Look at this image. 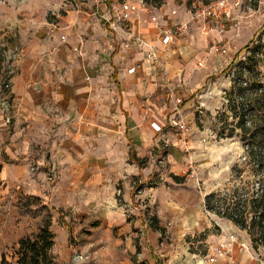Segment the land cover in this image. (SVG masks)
Returning a JSON list of instances; mask_svg holds the SVG:
<instances>
[{"label":"crops","instance_id":"obj_1","mask_svg":"<svg viewBox=\"0 0 264 264\" xmlns=\"http://www.w3.org/2000/svg\"><path fill=\"white\" fill-rule=\"evenodd\" d=\"M151 10L130 22V28L155 46L165 60L166 77L144 58L149 47H139L128 35L109 28L94 13L91 0H0V180L27 173V182L32 184L29 190L45 188L41 175L31 180L29 163L37 155V161L44 163L40 152L46 149L55 154L59 145L71 148L73 153L67 157L72 169L61 175L65 179L55 186L57 194L74 191L78 179L85 178L94 187L102 184L111 189L112 185L105 182L111 171L105 165L103 169L95 165V149L99 146L104 160L114 158L117 178L127 179L126 205L133 212L138 208H132L131 180L144 171L143 166L130 160V148L143 157L140 149L151 144L153 134L162 130L164 123L145 119L152 109L149 99L159 87L167 88L171 95L176 77L186 81L189 65L184 59L190 56L186 31L163 43L158 38V24L152 20L157 13ZM49 12L55 19L48 18ZM181 55L185 58L180 59ZM136 63L139 67L130 72ZM6 76L11 81L8 95L2 85ZM5 96L13 104L8 112L1 104ZM68 178H72V185ZM62 202L66 206V201ZM172 215L169 212L160 217V224ZM193 222L198 223L197 219ZM143 223L138 217L121 225L117 233L108 230L90 235L85 244H73L67 231L60 238L55 236L56 264H73L76 248L98 254L95 261L81 264H196L194 257L187 263L183 257H174L164 245L153 252L142 238L137 249L133 244L137 234L132 229ZM228 229L237 227L230 223ZM144 238L147 242L148 237ZM233 248L238 263L250 260L242 249Z\"/></svg>","mask_w":264,"mask_h":264},{"label":"rangeland","instance_id":"obj_2","mask_svg":"<svg viewBox=\"0 0 264 264\" xmlns=\"http://www.w3.org/2000/svg\"><path fill=\"white\" fill-rule=\"evenodd\" d=\"M145 1L157 13L159 20L169 17L173 23L188 22L185 37L189 40L190 56H180L189 65L184 74L186 81L176 77L174 82L173 91L176 97L182 98L181 104H175L167 88L159 87L149 99L152 109L146 113L145 119H156L164 126L162 130H154L156 133L149 137L151 144L140 149L141 158L147 159L142 168L144 174L133 176L131 180L132 208H138L133 212L126 205L124 188H129L125 183L127 179L117 178L114 158L104 160L102 147L95 149V165L97 169H103L105 165L111 171L112 176L105 179L106 184L112 185L111 189L102 184L94 187L85 178L78 179L75 190L64 195L57 194L55 186L58 187L59 182L65 179L61 178L62 174L70 173L72 163L67 157L73 151L59 145L55 154L44 149L40 152L44 163L37 161V155L29 166L31 180L41 175L45 188L29 190L32 184L27 182V173L0 180V264L4 257L15 263L20 238L35 235L44 224H49L59 238L67 231L72 235L73 244H85L90 235L103 234L108 230L117 233L121 225L134 222L138 217L144 223L132 229L137 234L133 241L137 249L142 238L143 244H149L153 252L164 245L174 257H183L187 263L193 257L197 260L205 258L217 242L225 239L229 232H234L238 237L234 246L250 258L247 261L239 259L238 264H264V248L255 250L235 224L237 230L228 229L232 222L209 212L204 199L207 193L223 188L229 180L235 182L232 168L236 163L241 164L245 181L254 178L249 167L243 164L245 150L240 138L236 135L219 136L218 117L224 110L230 113L226 93L233 83L234 69L229 65L240 53L237 61L245 60L259 43L264 47V0H240L241 5L235 10L233 19L221 22L206 19V31L202 29L203 19L197 17V12L203 5L216 0ZM55 17L48 13L49 19ZM216 42L219 46L227 45L228 52L209 53V46ZM198 61L203 62L202 67H198ZM149 95L146 94L145 99ZM181 118L191 127L186 145L180 141L178 128L172 123ZM229 122H234L232 116ZM173 175L184 178L179 182ZM68 180L72 185V178ZM147 188L151 189L146 192ZM137 195L143 198L139 199ZM62 201H66V206ZM169 212L173 214L171 219L160 224V217ZM193 219L198 223L194 224ZM148 228H151L149 234ZM77 250L83 249L76 248L73 253ZM51 253L53 264H56L53 248ZM93 253L89 261L98 258L97 252Z\"/></svg>","mask_w":264,"mask_h":264},{"label":"trees","instance_id":"obj_3","mask_svg":"<svg viewBox=\"0 0 264 264\" xmlns=\"http://www.w3.org/2000/svg\"><path fill=\"white\" fill-rule=\"evenodd\" d=\"M239 55L229 65L234 69L233 83L226 93L230 113L228 110L219 113V136L240 138L245 150L243 164L254 178L245 181L241 164L236 163L232 168L235 182L229 180L204 199L209 212L243 230L258 250L264 248V47L259 43L245 60L237 61ZM231 116L234 122H229ZM130 160L142 167L147 159L139 157L131 147ZM173 178L180 182L184 177L173 175ZM54 245L55 234L49 224H44L35 235L20 238L15 263L4 257L1 264H53Z\"/></svg>","mask_w":264,"mask_h":264},{"label":"built area","instance_id":"obj_4","mask_svg":"<svg viewBox=\"0 0 264 264\" xmlns=\"http://www.w3.org/2000/svg\"><path fill=\"white\" fill-rule=\"evenodd\" d=\"M93 3L94 13L97 14L103 22L108 25L114 31L123 33L134 39L139 47L148 46L149 49L145 51L144 58L147 61L154 63L166 77L167 72L165 70V60L156 50L154 45H150L141 34L133 31L130 28V22L135 18L140 19L142 13H150L151 6L144 0H91ZM241 5L240 0H216L208 4L203 5L197 12V17L203 19V31L208 29V24L205 22L206 19L214 21H227L231 20L235 16V10ZM152 20L158 24V38L163 43H170L175 38H179L184 35L188 27V22L173 23L169 17L159 20V16L152 15ZM220 31H223L221 29ZM62 38L64 36L62 35ZM229 47L227 45L219 46L218 43H212L209 46V53L220 52L222 54L227 53ZM203 62L199 61L198 67H202ZM139 64L136 63L135 67L129 69L130 72H134ZM2 85L5 89V94L8 95L11 91V81L9 76L4 77ZM171 96L178 106L182 102L181 97H176L174 91H171ZM2 107L5 111H10L13 107L12 102L7 96L1 101ZM172 123L178 128V135L180 141L186 145L188 136L191 132L189 123L181 118L175 119ZM160 129V128H159ZM53 171H51V176ZM19 187V186H18ZM151 222V221H149ZM238 242V237L234 232H229L225 239L217 242L211 249V253L208 254L203 260L202 264H238V258L234 252V244ZM243 247L247 248V245L243 244ZM248 249V248H247ZM141 254V253H139ZM94 253L92 250H77L73 253L71 261L73 264H81L89 261L93 257ZM196 264L200 263V260H196Z\"/></svg>","mask_w":264,"mask_h":264}]
</instances>
